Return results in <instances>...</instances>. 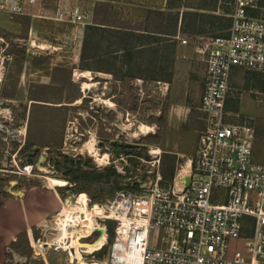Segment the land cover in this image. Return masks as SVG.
Returning a JSON list of instances; mask_svg holds the SVG:
<instances>
[{"label": "rangeland", "instance_id": "rangeland-1", "mask_svg": "<svg viewBox=\"0 0 264 264\" xmlns=\"http://www.w3.org/2000/svg\"><path fill=\"white\" fill-rule=\"evenodd\" d=\"M84 2L88 15L91 11L85 24L49 12H0V201L38 185L55 186L66 203L74 202L77 191L86 192L90 202L104 201L120 189L148 186L157 172L160 183H168L195 152L204 126L197 48L206 36L224 33L225 8L201 7L203 0ZM230 82L226 119H251L254 155L262 159L264 72L237 67ZM141 122L154 130L139 133ZM126 123L131 128L122 126ZM64 162L103 174L72 176ZM107 168L114 171L108 175ZM41 223L32 226L34 239L47 232ZM105 223L110 241L113 221ZM11 246L68 264L101 263L108 251L106 244L70 261L67 248L50 245L36 252L24 233Z\"/></svg>", "mask_w": 264, "mask_h": 264}, {"label": "built area", "instance_id": "built-area-1", "mask_svg": "<svg viewBox=\"0 0 264 264\" xmlns=\"http://www.w3.org/2000/svg\"><path fill=\"white\" fill-rule=\"evenodd\" d=\"M221 6L229 25L224 33L206 36L197 48L203 61L198 107L204 126L192 157L166 184L157 172L148 186L120 189L104 201L90 202L85 191L80 200L76 192L74 203L85 205L92 218L79 240H91L101 231L107 235L105 221H113L110 241L91 251L78 247L92 253L108 244L107 256L98 264H129V254L137 264H264V158L254 155L251 119L229 121L225 110L234 68L264 72V12L253 13L260 7L257 0H218ZM0 12H49L56 19L89 22L79 0H0ZM65 204L61 200L58 209ZM77 214L74 221L82 224L84 212ZM51 216L45 231L52 228ZM46 240V233L35 237V247L67 248Z\"/></svg>", "mask_w": 264, "mask_h": 264}, {"label": "crops", "instance_id": "crops-1", "mask_svg": "<svg viewBox=\"0 0 264 264\" xmlns=\"http://www.w3.org/2000/svg\"><path fill=\"white\" fill-rule=\"evenodd\" d=\"M79 2L84 7V0H79ZM88 16L91 19V11ZM90 19H88L89 22H91ZM199 100L200 95L198 102ZM225 110L227 114H230L226 105ZM61 199L55 186L49 188L46 185H38L34 189L33 187L25 189L21 196H7L0 201V264H68L48 255L20 253L11 246L12 241L16 240L20 233H24L29 240L34 241L31 234L32 226L42 221L41 228L47 218L59 208ZM36 252L43 253L44 251L36 250ZM76 254L79 256V253Z\"/></svg>", "mask_w": 264, "mask_h": 264}, {"label": "bare ground", "instance_id": "bare-ground-1", "mask_svg": "<svg viewBox=\"0 0 264 264\" xmlns=\"http://www.w3.org/2000/svg\"><path fill=\"white\" fill-rule=\"evenodd\" d=\"M128 120V119H127ZM124 123V122H121ZM122 126L126 128H131L132 124H123ZM139 133L142 132L143 134L150 133L154 130V125H150L144 122H141L137 126ZM137 131V130H136ZM138 134V133H137ZM87 149L92 151V155L96 159L103 160L104 156L100 158L98 155L99 153L96 152V150H93L92 148L86 146ZM53 188V187H52ZM78 199L83 200L85 198V193L79 192ZM78 211L84 212V217L82 224H78V222H75L74 219L77 217ZM92 223V218L90 211L82 205H77L74 202L73 203H67L65 204V207H62L61 209H58L50 219V225L51 230L46 232L47 236V242L48 243H57L56 245L61 244L63 247L68 248L69 257L73 260V256L80 257V252L78 247H81L84 251H91L94 248H97L101 244L104 243L106 240V235L104 231L99 232L93 239L91 240H79L78 235L80 234H87L88 228H83V225H86L87 227H90ZM100 227V226H99ZM101 228V227H100ZM66 237V239L64 238ZM73 248V249H72ZM73 253H75L73 255ZM76 253H79V256H77ZM129 264H137L136 260L134 258H131L130 254L127 257ZM80 262V261H79ZM78 264H98L97 262H80Z\"/></svg>", "mask_w": 264, "mask_h": 264}, {"label": "trees", "instance_id": "trees-1", "mask_svg": "<svg viewBox=\"0 0 264 264\" xmlns=\"http://www.w3.org/2000/svg\"><path fill=\"white\" fill-rule=\"evenodd\" d=\"M257 3L260 5L261 4V0H257ZM217 5L218 7V0H203L201 7H205V8H212L215 7ZM260 10V7H257L255 9H253V13H257ZM226 16V15H225ZM228 18V25L230 23V18L227 16ZM227 25V26H228ZM226 26V27H227ZM64 165H62L63 167H65V172L66 173H71L72 176H76V177H80V178H84V179H96L99 175L103 174L99 171H86L84 169H80L77 166H72V167H68L67 163H63ZM57 166H59V162H57ZM114 170L112 168H107L106 172L109 175L111 172H113Z\"/></svg>", "mask_w": 264, "mask_h": 264}, {"label": "water", "instance_id": "water-1", "mask_svg": "<svg viewBox=\"0 0 264 264\" xmlns=\"http://www.w3.org/2000/svg\"><path fill=\"white\" fill-rule=\"evenodd\" d=\"M187 181H188V178H187Z\"/></svg>", "mask_w": 264, "mask_h": 264}]
</instances>
